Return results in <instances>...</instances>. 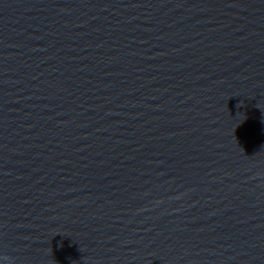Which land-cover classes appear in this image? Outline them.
<instances>
[{
  "label": "water",
  "instance_id": "water-1",
  "mask_svg": "<svg viewBox=\"0 0 264 264\" xmlns=\"http://www.w3.org/2000/svg\"><path fill=\"white\" fill-rule=\"evenodd\" d=\"M0 264H264V0H0Z\"/></svg>",
  "mask_w": 264,
  "mask_h": 264
}]
</instances>
